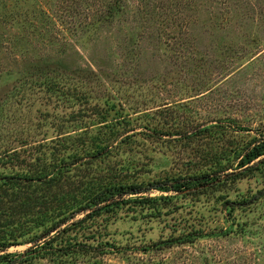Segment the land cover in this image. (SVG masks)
Masks as SVG:
<instances>
[{"label": "rangeland", "instance_id": "374dc122", "mask_svg": "<svg viewBox=\"0 0 264 264\" xmlns=\"http://www.w3.org/2000/svg\"><path fill=\"white\" fill-rule=\"evenodd\" d=\"M254 147L264 0H0L11 264H264Z\"/></svg>", "mask_w": 264, "mask_h": 264}, {"label": "trees", "instance_id": "16d2710c", "mask_svg": "<svg viewBox=\"0 0 264 264\" xmlns=\"http://www.w3.org/2000/svg\"><path fill=\"white\" fill-rule=\"evenodd\" d=\"M116 9H117L116 6H111L107 12L108 13H111L110 15H112L114 12L117 11ZM110 15H108V16H110ZM249 154H251V155L249 156V159H248L247 163L249 162V160L256 159L259 156L263 155L264 152L262 150H259L257 147H254L253 150H251L249 152ZM243 163L244 162H241L242 165H243ZM35 176H39V175H35ZM134 187H136V186H134ZM100 197H102V194L100 195ZM107 208L108 207L105 206L104 208H101V210H105ZM47 244H48V242H46L43 245H36L34 248L28 249L25 252V254L28 255V256H30L31 259L40 258V257H42L45 254L44 251H45V248H46V245ZM10 246L11 245H9V244H3L1 242V239H0V252L6 251ZM92 248H93L92 246H88V245H85V244H80V245H74V246H72V248L63 247V248L57 249V250H58V252H60V251L63 252L64 251V255H70V254H74L76 252V249L79 250V252H89ZM9 258L10 259L12 258V259L9 260ZM13 262H14V259H13V256L11 254L0 255V264H11Z\"/></svg>", "mask_w": 264, "mask_h": 264}]
</instances>
